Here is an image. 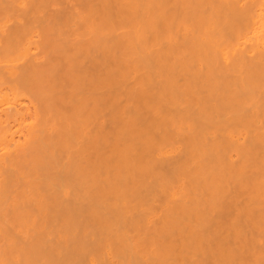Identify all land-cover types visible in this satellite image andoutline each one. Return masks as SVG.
Here are the masks:
<instances>
[{"label": "bare ground", "instance_id": "bare-ground-1", "mask_svg": "<svg viewBox=\"0 0 264 264\" xmlns=\"http://www.w3.org/2000/svg\"><path fill=\"white\" fill-rule=\"evenodd\" d=\"M0 264H264V0H0Z\"/></svg>", "mask_w": 264, "mask_h": 264}]
</instances>
